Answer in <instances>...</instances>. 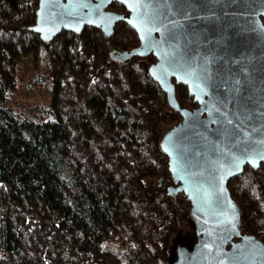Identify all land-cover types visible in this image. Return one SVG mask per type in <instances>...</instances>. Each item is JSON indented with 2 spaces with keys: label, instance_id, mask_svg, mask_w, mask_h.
Segmentation results:
<instances>
[{
  "label": "trees",
  "instance_id": "1",
  "mask_svg": "<svg viewBox=\"0 0 264 264\" xmlns=\"http://www.w3.org/2000/svg\"><path fill=\"white\" fill-rule=\"evenodd\" d=\"M38 1L0 0V264H170L197 236L170 242L172 199L191 204L165 189L174 183L158 127L181 117L149 73L155 58L108 57L103 36L124 51L140 44L123 21L108 35L95 26L39 35ZM109 9L126 12L118 2ZM22 86L46 101L48 117ZM174 91L179 106L196 107L185 84ZM227 188L240 232L264 243V162L245 165Z\"/></svg>",
  "mask_w": 264,
  "mask_h": 264
},
{
  "label": "water",
  "instance_id": "2",
  "mask_svg": "<svg viewBox=\"0 0 264 264\" xmlns=\"http://www.w3.org/2000/svg\"><path fill=\"white\" fill-rule=\"evenodd\" d=\"M115 2L126 12L109 9ZM38 3L32 29L39 35L79 34L85 26L108 35L123 21L140 42L128 56L155 58L149 73L181 117L161 150L175 191L190 200L198 237L179 246L170 264H264V243L240 232V212L227 188L245 165L264 162V0ZM174 83L187 86L196 107L178 105Z\"/></svg>",
  "mask_w": 264,
  "mask_h": 264
},
{
  "label": "rangeland",
  "instance_id": "3",
  "mask_svg": "<svg viewBox=\"0 0 264 264\" xmlns=\"http://www.w3.org/2000/svg\"><path fill=\"white\" fill-rule=\"evenodd\" d=\"M103 40H104V43H106V54H108L109 58H112V59L114 58L117 61L124 60L126 58L125 52L127 54H130L129 52H131V50H132V49L128 48V49H125V51H124V48L121 45H119V44L116 45L115 43L112 42V39L110 36H105V37L103 36ZM110 53L115 54V56H112ZM128 57H131V56H128ZM21 64H22V67L24 69L30 70L31 67L35 66V61L33 60V58H31V56L26 55V56L22 57ZM20 91H21L22 96L25 99H30L31 102H33L36 111L39 112L42 115V117H48L49 116V113L46 112V110H45L46 101L44 99L39 98L38 95L35 93V91H32L30 88H26L23 86H22ZM43 92H44V95L45 94L49 95V89L48 88H43ZM176 122L177 121L175 120L173 123L161 122L159 124L158 129L160 130L161 143L163 142V136H165V134H167L170 131V129L173 126H175ZM162 183H164V186L168 185L164 181ZM169 185L170 186H167V188L165 187L166 191H170V190L173 191L178 186L176 183L169 184ZM172 201L173 202L175 201L174 204L177 208V215H178L177 226H179V230L173 232L170 236L171 237L170 242H171V244H174V243H177L180 241L179 238L181 235L190 233L191 231L192 232H195V231H194V225H193L194 215L190 214V211H189L190 208H188V209L185 208L182 204H180V203L178 204L176 202V200H174V199H172ZM186 215H190L189 216L190 219L187 218ZM179 232H180V235L177 234ZM197 238H196V240H197ZM183 243L186 245L190 244L189 242H186V241H184ZM107 250L114 253V254L119 253L116 245L115 246H113V245L108 246Z\"/></svg>",
  "mask_w": 264,
  "mask_h": 264
},
{
  "label": "flooded vegetation",
  "instance_id": "4",
  "mask_svg": "<svg viewBox=\"0 0 264 264\" xmlns=\"http://www.w3.org/2000/svg\"><path fill=\"white\" fill-rule=\"evenodd\" d=\"M182 210H183V209H182ZM186 216H187V218H189L190 215H186ZM189 219H190V218H189ZM177 234L180 235V232L177 233ZM239 240H240V238H238V237H236V238L234 239V241H239ZM182 245H183V246H186V244H184V243L181 244L180 246H182ZM185 248H186V247H185Z\"/></svg>",
  "mask_w": 264,
  "mask_h": 264
}]
</instances>
